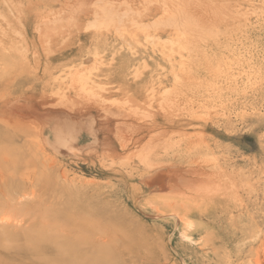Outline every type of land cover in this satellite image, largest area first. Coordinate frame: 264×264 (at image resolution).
<instances>
[{"label": "rangeland", "instance_id": "rangeland-1", "mask_svg": "<svg viewBox=\"0 0 264 264\" xmlns=\"http://www.w3.org/2000/svg\"><path fill=\"white\" fill-rule=\"evenodd\" d=\"M175 1L0 0V264H264V0Z\"/></svg>", "mask_w": 264, "mask_h": 264}, {"label": "bare ground", "instance_id": "bare-ground-1", "mask_svg": "<svg viewBox=\"0 0 264 264\" xmlns=\"http://www.w3.org/2000/svg\"><path fill=\"white\" fill-rule=\"evenodd\" d=\"M96 1H97V0H96ZM116 1H117V0H116ZM131 1H132V0H131ZM172 1H173V0H172ZM89 2H90V1H89ZM99 2H100V1H99ZM105 2H106V1H105ZM111 2H112V1H111ZM114 2H115V1H114ZM174 2H176V1L174 0ZM94 3L96 4L95 1H94ZM94 3L92 4V6L94 5V8H95V4H94ZM100 3H101V2H100ZM107 3H108V2H106V4H105L106 7H107ZM123 3H124V2H123ZM144 3H145V1H144ZM144 3H143V4H144ZM164 3H165V2H164ZM166 3H168V1H167ZM116 4H117V3H115V5H116ZM151 4H152V3H151ZM174 4H176V3H174ZM99 5H100V4H99ZM108 5H109V4H108ZM110 5H111V3H110ZM113 5H114V4H113ZM119 5H120V4H119ZM121 5H122V4H121ZM126 5H127V4H126ZM152 5H154V4H152ZM89 6H90V5H89ZM92 6H90V7L93 8ZM105 6H103V7H105ZM117 6H118V5H117ZM128 6H129V5H128ZM128 6H127V7H128ZM139 6H140V5H139ZM146 6H147V5H145L144 7H146ZM157 6H158V5H157ZM109 7H110V6H109ZM149 7H150V6H149ZM149 7H148V11H149ZM94 8H93V9H94ZM110 8H111V7H110ZM110 8H106V9H110ZM115 8H116V7H115ZM120 8H121V7H120ZM124 8H125V6H124ZM171 8H172V7H171ZM88 9H89V8H88ZM96 9H97V8H96ZM100 9H101V7H100ZM113 9H114V7H112V10H113ZM126 9H127V8H125L124 10H126ZM129 9H130V8H129ZM166 9H167V8H166ZM142 10H143V9H142ZM145 10H147V7H146ZM158 10H160V9H158ZM164 10H165V9H164ZM42 11H43V10H42ZM106 11H107V10H106ZM106 11H103V13L106 12ZM113 11H114V10H113ZM165 11H166V10H165ZM165 11H164V12H165ZM170 11H171V9H170ZM170 11H169V12H170ZM174 11H175V10H174ZM177 11H178V9H177ZM44 12H45V10H44ZM128 12H130V10H128ZM164 12H163V14H164ZM47 13H48V12H47ZM110 13H111V12H110ZM131 13H132V12H131ZM135 13H136V12H135ZM135 13H134V14H135ZM142 13H143V12H142ZM145 13H147V12H145ZM145 13H144V14H145ZM165 13H166V12H165ZM170 13H171V12H170ZM175 13H176V11H175ZM104 14H105V13H104ZM104 14H103V15H104ZM111 14H112V13H111ZM128 14H130V13H128ZM136 14H138V13H136ZM161 14H162V13H161ZM45 15H46V14H45ZM45 15H44V16H45ZM48 15H50V14L48 13ZM116 15H117V14H116ZM139 15H140V13H139ZM172 15H174V14H172ZM110 16H111V15L109 14V17H110ZM113 16H114V15H113ZM113 16H112V17H113ZM167 16H168V14H167ZM96 17H97V16H96ZM112 17H111V20H112ZM128 17H129V16H128ZM132 17H133V15H132ZM134 17H135V16H134ZM141 17H142V16H141ZM141 17H140V18H141ZM163 17H164V16H163ZM172 17H173V16H172ZM176 17H178V16H176ZM41 18H42V17H41ZM94 18H95V17H94ZM106 18H107V16H106ZM113 18H114V17H113ZM118 18H119V17H118ZM130 18H131V17H130ZM160 18H161V17H160ZM160 18H159V19H160ZM178 18H179V17H178ZM126 19H127V18H126ZM132 19H133V18H132ZM136 19H137V18H136ZM168 19H170V18H168ZM174 19H175V17H174ZM109 20H110V19H109ZM123 20H124V19H123ZM160 20H161V19H160ZM170 20H172V18H171ZM175 20H176V19H175ZM175 20H174L173 22H175ZM107 21H108V20H107ZM136 21H137V20H136ZM158 21H159V20H158ZM93 22H94V21H93ZM105 22H106V20H105ZM109 22H110V21H109ZM109 22H108V23H109ZM163 22H164V20H163ZM163 22H161V24H162ZM168 22H169V21H168ZM178 22H179V20H178ZM37 23H38V22H37ZM115 23H116V22H115ZM117 23H118V22H117ZM124 23H125V22H124ZM126 23H127V21H126ZM154 23H155V22H154ZM159 23H160V22H159ZM169 23H170V22H169ZM169 23H168V24H169ZM44 24H45V21H44ZM110 24H111V23H110ZM120 24L122 25V22H121ZM36 25H37V24H36ZM40 25H41V24H40ZM95 25H96V24H95ZM95 25H94V26H95ZM114 25H115V24H114ZM125 25H126V24H125ZM132 25H133V23H132ZM132 25H131L130 28L133 27ZM152 25H153V24H152ZM155 25H156V23H155ZM158 25H159V24H157V26H158ZM166 25H167V24H166ZM37 26H39V25H37ZM96 26H97V25H96ZM136 26H137V25H136ZM142 26H143V25H142ZM150 26H151V25H150ZM150 26H149V27H150ZM160 26H161V25H160ZM162 26H163V25H162ZM167 26H168V25H167ZM92 27H93V26H92ZM138 27H139V25H138ZM138 27H136V29H137ZM145 27H146V26H145ZM145 27H144V28H145ZM151 27H153V26H151ZM173 27H174V30H175V27H177V26H173ZM179 27H180V26H179ZM179 27H178V28H179ZM39 28H40V26H39ZM90 28H91V27H90ZM96 28H98V27H96ZM142 28H143V27H142ZM155 28L158 29L159 27H156V26H155ZM155 28H154V29H155ZM160 28H161V27H160ZM156 29H155V30H156ZM125 30H126V29H125ZM141 30H142V29H141ZM146 30H147V29H146ZM146 30H144V31H146ZM151 30H152V29H151ZM159 30H160V29H159ZM159 30H158V31H159ZM179 30H180V29H179ZM95 31H96V30H95ZM134 31H135V30H134ZM136 31H137V30H136ZM139 31H140V30H139ZM144 31H143V35H144V33H145ZM153 31H154V30H153ZM175 31H176V30H175ZM177 31H178V29H177ZM154 32H155V31H154ZM154 32H153V33H154ZM107 33H108V32H107ZM125 33H126V32H125ZM137 33H138V32H137ZM148 33H149V31H148ZM53 34H54V33H53ZM130 34H131V33H130ZM177 34H178V33H177ZM133 35H134V34H133ZM133 35H132V37H133ZM177 36H178V35H177ZM61 37H62V35H61ZM118 37H119V36H118ZM175 37H176V36H175ZM49 38H50V37H49ZM68 38H69V37H68ZM120 38H121V37H120ZM50 39H51V38H50ZM59 39H60V38H59ZM146 39L149 40L148 37H147ZM151 39H152V38H151ZM175 39H177V38H175ZM65 40H66V39H65ZM65 40H64V41H65ZM154 40H155V39H154ZM155 41H156V40H155ZM172 42H173V41H172ZM174 42H175V41H174ZM174 42H173V43H174ZM158 43L160 44L159 41L157 42V45H158ZM164 43H165V42H164ZM164 43L162 42L163 46H165ZM172 45H173V44H172ZM174 45H175V44H174ZM155 46H156V45H155ZM157 47H158V46H157ZM163 48H164V47H163ZM152 49H153V48H152ZM162 52H163V51H162ZM166 55H167V54H166ZM172 56H173V55H172ZM167 57H168V56H167ZM169 57H170V56H169ZM170 58H171V57H170ZM170 58H169V60H170ZM167 60H168V59H167ZM175 63H176V62H175ZM181 63H182V62H181ZM170 64H171V63H170ZM101 66H102V65H101ZM180 66H181V65H180ZM180 66H179V67H180ZM179 69H180V68H179ZM75 71H76V70H75ZM187 75H189V74H187ZM134 76H136V75H134ZM72 78H73V77H72ZM186 78H187V77H186ZM74 79H75V78H74ZM157 79H158V78H157ZM63 80H64V79H63ZM55 81H56V80H55ZM70 83H71V82H70ZM77 84H78V83H77ZM77 84H73V85H77ZM82 84H83V83H82ZM84 84H85V83H84ZM70 85H72V84H70ZM70 85H69V86H70ZM84 86H85V85H84ZM200 86H201V85H200ZM86 87H87V86H86ZM86 87H85V89H86ZM193 87H194V86H193ZM71 88H72V86H71ZM73 88H74V87H73ZM76 88H78V87H75V89H76ZM197 88H198V87H197ZM41 89H42V88H41ZM43 89H44V88H43ZM75 89H74V90H75ZM81 89H82V87L80 88V90H81ZM81 91H83V90H81ZM150 91H152V89H151ZM77 92H78V90H77ZM153 92H154V91H153ZM149 93H150V92H149ZM149 93H148V94H149ZM152 95H153V94H152ZM169 96H170V95H169ZM40 97H41V96H40ZM83 97H84V96H83ZM173 97H175V95H174ZM96 98H97V97H96ZM96 98H95V99H96ZM150 98H151V97H150ZM96 100H97V99H96ZM151 100H152V99H151ZM164 100H165V99H164ZM168 100H169V99H168ZM168 100H167V101H168ZM173 100H174V98H173L172 100H169V101H173ZM61 101H62V100H61ZM93 101H94V100H93ZM57 102H58V101H57ZM84 102H86V101H84ZM94 102H95V101H94ZM94 102H93V103H94ZM99 102H100V101H99ZM111 102H112V101H111ZM165 102H166V100H165ZM45 103H46V102H45ZM47 103H48V102H47ZM61 103H62V102H61ZM63 103H64V102H63ZM63 103H62V104H63ZM65 103H67V102H65ZM68 103H69V102H68ZM87 103H88V102H87ZM101 103H102V102H101ZM105 103H106V102H105ZM107 103H108V102H107ZM123 103H124V102H123ZM169 103L171 104V102H169ZM58 104H59V106H60V103H58ZM62 104H61V106H62ZM71 104H72V103H70V105H71ZM84 104H85V103H84ZM91 104H92V103H90L89 105H91ZM102 104H103V103H102ZM161 104H162V103H161ZM63 105H66V104H63ZM92 105H93V104H92ZM95 105H96V104H95ZM95 105H94V106H95ZM99 105H100V104H99ZM112 105H113V104H112ZM49 106H51V105H49ZM53 106H54V105H53ZM71 106H72V105H71ZM83 106H84V105H83ZM102 106H103V105H102ZM104 106H105V104H104ZM106 106H107V104H106ZM108 106H109V105H108ZM119 106H120V105H119ZM122 106H123V105H122ZM160 106H161V105H160ZM164 106H165V105H164ZM56 107H57V106H56ZM77 107H78V105H77ZM84 107H85V106H84ZM98 107H99V106H98ZM54 108H55V107H54ZM96 108H97V107H96ZM105 108H106V107H105ZM118 108H119V107H118ZM148 108H149V107H148ZM63 109H64V108H63ZM70 109H71V108H70ZM70 109L67 110V111H71V110H72V109H71V110H70ZM122 109H123V108H122ZM60 110H61V109H60ZM74 111H75V110H74ZM102 111L104 112V109H103ZM121 111H122V110H121ZM130 111H132V109H131ZM133 111H134V110H133ZM133 111H132V112H133ZM206 111H207V110H206ZM72 112H73V111H72ZM77 112H78V111H77ZM105 112H106V111H105ZM107 112H108V110H107ZM122 112H123V111H122ZM137 112H138V111H137ZM137 112H136V113H137ZM83 113H84V112H83ZM109 113H110V112H109ZM109 113H108V114H109ZM126 113H127V112H126ZM128 113H129V112H128ZM134 113H135V112H134ZM136 113H135L134 116H136ZM189 113H190V112H189ZM118 114H119V113H118ZM129 114H130V113H129ZM129 114H128V115H129ZM131 114H132V113H131ZM212 114H213V113H212ZM115 115H116V114H115ZM122 116H123V115H122ZM126 116H127V115H126ZM130 116H131V115H130ZM130 116H129V118H130ZM134 116H133V117H134ZM139 116H140V115H139ZM139 116H138V117H139ZM158 116H159V115H158ZM189 116H190V115H189ZM193 116H195V115H193ZM107 117H108V116H107ZM117 117H118V115H117ZM119 117H120V115H119ZM124 117H125V116H124ZM217 117H218V116H217ZM223 117H224V116H223ZM126 118H127V117H126ZM126 118H125V119H126ZM136 118H137V117H136ZM142 118H143V117H142ZM208 118H209V117H208ZM97 119H98V118H97ZM104 119H105V118H104ZM106 119H107V118H106ZM133 119H134V118H133ZM143 119H144V118H143ZM145 119H146V117H145ZM71 120H72V119H71ZM139 120H140V119H139ZM146 120H147V119H146ZM140 121H141V120H140ZM143 121H144V120H143ZM143 121H142V122H143ZM152 121H153V120H152ZM62 122H63V121H62ZM94 122H95V121H94ZM105 122H106V121H105ZM149 122H150V121H149ZM102 123H104V121H103ZM119 123H120V122H119ZM121 123H122V122H121ZM127 123H128V122H127ZM129 123H130V122H129ZM56 124H57V123H56ZM123 124H124V123H123ZM123 124H122V125H123ZM142 124H143V123H142ZM151 124H153V123H151ZM124 125H125V124H124ZM140 125H141V124H140ZM56 126H57V125H56ZM60 126H61V125H60ZM62 126H63V125H62ZM108 126H109V125H108ZM132 126H133V125H132ZM54 127H55V126H54ZM114 127H116V126H114ZM121 127H122V126H121ZM126 127H127V126H126ZM126 127H125V128H126ZM134 127H135V126H133V128H134ZM138 127H139V126H138ZM55 128H57V127H55ZM98 128H100V127H98ZM57 129H58V128H57ZM157 129H158V128H157ZM61 130H62V129H61ZM102 130H104V129H102ZM132 130H133V129H132ZM134 130L137 131L138 129H135V128H134ZM107 131H108V130H107ZM39 132H40V131H39ZM115 132H116V130H115ZM139 132H140V131H139ZM154 132H155V131H154ZM158 132H159V131H158ZM117 133H118V132H117ZM117 133H116V134H117ZM119 133H120V132H119ZM123 133H124V132H123ZM132 133H133V132H132ZM135 133H136V132H134V134H135ZM152 133H153V132H152ZM156 133H157V131H156ZM160 133H161V132H160ZM195 133H196V132H195ZM38 134H39V133H38ZM139 134H140V133H139ZM142 134H143V133H142ZM142 134H141V135H142ZM158 134H159V133H158ZM158 134L155 135V136L157 137ZM174 134H175V132H174ZM185 134H186V133H185ZM39 135H40V134H39ZM117 135H118V134H117ZM132 135H133V134H132ZM132 135H131V136H132ZM135 135H136V134H135ZM145 135H147V133H146ZM162 135L165 136V133H163ZM118 136H119V135H118ZM121 136H122V135H121ZM123 136H124V135H123ZM169 136L171 137V135H169ZM169 136H168V137H169ZM172 136H173V135H172ZM182 136H183V135H182ZM196 136H197V135H196ZM142 137H143V136H142ZM142 137H141V138H142ZM150 137H151V136H150ZM158 137H159V136H158ZM161 137H162V136H160V138H161ZM168 137H167V138H168ZM40 138H41V137H40ZM136 138H138V137H136ZM136 138H134V139H136ZM143 138H144V137H143ZM162 138H163V137H162ZM173 138H174V137H173ZM197 138H198V137H197ZM139 139H140V138H139ZM139 139H138V140H139ZM150 139H151V138H150ZM195 139H196V138H195ZM36 140H37V139H36ZM106 140H107V138H106ZM119 140H120V139H119ZM122 140H123V139H122ZM155 140H156V139H155ZM177 140H178V139H177ZM196 140H197V139H196ZM196 140H195V141H196ZM126 141H127V140H126ZM135 141H136V140H135ZM203 141H204V140H203ZM37 142H38V141H37ZM40 142H41V141H40ZM133 142H134V141H133ZM136 142H137V141H136ZM144 142H146V141H144ZM155 142H156V141H155ZM158 142H159V141H158ZM171 142H172V141H171ZM197 142H198V140H197ZM48 143H49V142H48ZM129 143H130V141H129ZM142 143H143V141H142ZM125 144H126V143H125ZM133 144H134V143H133ZM136 144H137V143H136ZM136 144H134V145H136ZM138 144H140V143H138ZM147 144H148V142H147ZM164 144H165V143H164ZM196 144H197V143H196ZM106 145H107V144H106ZM122 145H124V144H122ZM126 145H128V143H127ZM156 145L158 146V144H156ZM191 145H193V143H192ZM110 146H111V145H110ZM119 146H121V145H119ZM124 146H125V145H124ZM124 146H123V147H124ZM131 146H132V145H131ZM140 146H141V144H140ZM153 146H154V145H153ZM157 146H156V148L159 147V146H158V147H157ZM175 146H176V145H175ZM194 146H195V145H194ZM194 146H193V148H194ZM204 146H205V145H204ZM206 146H207V145H206ZM43 147H44V145H43ZM154 147H155V146H154ZM154 147H153V149H154ZM120 148H121V147H120ZM129 148H130V147H129ZM149 148H150V147H149ZM149 148H148V149H149ZM156 148H155V149H156ZM164 148H165V147H164ZM172 148H173V146H172ZM189 148H191V146L189 147V145H188V146H187V150H188ZM195 148H196V147H195ZM205 148H206V147H205ZM207 148H208V147H207ZM41 149H42V148H41ZM125 149H126V148H125ZM131 149H132V148H131ZM135 149H136V148H135ZM178 149H179V146H178ZM180 149H181V148H180ZM216 149H217V148H216ZM162 150H163V149H162ZM187 150H186V151H187ZM152 151H153V150H151L150 152H152ZM165 151H166V150H165ZM204 151H205V150H204ZM112 152H113V151H112ZM131 152H132V150H131ZM131 152H130V153H131ZM148 152H149V150H148ZM166 152H167V151H166ZM172 152H174V151H172ZM182 152L184 153L183 148H182ZM188 152H189V151H188ZM193 152H194V151H193ZM193 152H192V153H193ZM207 152H208V151H207ZM41 153H42V152H41ZM127 153H128V151H127ZM161 153H162V152H161ZM167 153H169V152H167ZM183 153H182V154H183ZM42 154H43V153H42ZM134 154H135V153H134ZM134 154H132V155H134ZM150 154H152V153H150ZM154 154H155V153H154ZM157 154H159V153H157ZM178 154H180V153H178ZM201 154H202V153H201ZM216 154H217V153H216ZM101 155H102V154H101ZM129 155H130V154H129ZM152 155H153V154H152ZM155 155H156V154H155ZM155 155H154V158L157 157V156L155 157ZM165 155H166V154H165ZM188 155H189V154H188ZM190 155H191V154H190ZM193 155H194V154H193ZM207 155H208V154H207ZM4 156H6V155H4ZM105 156H106V155H105ZM150 156H151V155H150ZM183 156H184V155H183ZM191 156H192V155H191ZM202 156L205 157L204 155H202ZM202 156H201V157H202ZM15 157H16V156H15ZM108 157H109V156H108ZM144 157H145V156H144ZM163 157H165V156H163ZM187 157H188V156H187ZM209 157H210V156H209ZM211 157H212V156H211ZM2 158H3V156H2ZM5 158L8 159V158H9V154H8V157H5ZM5 158H4V159H5ZM52 158H53V157H51V160H52ZM141 158H142V157H141ZM141 158H140V159H141ZM149 158H150V157H149ZM159 158H162V156L160 155ZM170 158H171V157H170ZM189 158H190V157H189ZM146 159H147V158H146ZM164 159H165V158H164ZM166 159H167V158H166ZM166 159H165V160H166ZM187 159H188V158H187ZM191 159H192V158H191ZM210 159H211V158H210ZM5 160H6V159H5ZM9 160H10V159H9ZM54 160H55V159H54ZM154 160H155V159H154ZM183 160H184V159H183ZM185 160H186V159H185ZM7 161H8V160H7ZM52 161H53V160H52ZM141 161H143V160H141ZM169 161L171 162V161H174V160H169ZM177 161H179V160H177ZM177 161H176V162H177ZM186 161H187V160H186ZM189 161H190V160H189ZM212 161H213V160H212ZM139 162H140V161H139ZM152 162H153V161H152ZM180 162H181V160H180ZM205 162H206V161H205ZM205 162H204V163H205ZM161 163H162V162H161ZM164 163H165V162H164ZM182 163H183V162H182ZM184 163H185V162H184ZM192 163H193V162H191V164H192ZM194 163H195V162H194ZM194 163H193V164H194ZM202 163H203V162H202ZM202 163H201V164H202ZM149 164H150V162H149ZM159 164H160V162H159ZM162 164H163V163H162ZM169 164H170V163H169ZM169 164H168V165H169ZM185 164H187V163H185ZM185 164H184V165H185ZM188 164H189V163H188ZM188 164H187V166L190 165V164H189V165H188ZM201 164H200V165H201ZM211 164H212V163H211ZM222 164H223V163H222ZM100 165H101V163H100ZM164 165L166 166V164H164ZM164 165H163V166H164ZM173 165H174V162H173ZM177 165H179V164L177 163ZM209 165H210V164H209ZM212 165H213V164H212ZM165 166H164V167H165ZM180 166H181V165H180ZM187 166H186V167H187ZM192 166H193V165H192ZM196 166H197V165H196ZM152 167H153V166H152ZM173 167H175V165L172 166V169H173ZM176 167H177V166H176ZM189 167H191V166H189ZM194 167H195V166H194ZM200 167H202V166H200ZM208 167H209V166H208ZM212 167H213V166H212ZM214 167H215V166H214ZM216 167H217V166H216ZM177 168H179V166H178ZM180 168H181V167H180ZM184 168H185V166H184ZM191 168H192V167H191ZM195 168H196V167H195ZM168 169H169V168H168ZM174 169H175V168H174ZM174 169H173V170H174ZM185 169H186V168H185ZM185 169H184V171H185ZM187 169H188V167H187ZM187 169H186V170H187ZM193 169H194V168H193ZM196 169H199V168H196ZM211 169H212V168H211ZM175 170H176V169H175ZM177 170H178V169H177ZM180 170H182V169H180ZM202 170H203V169H202ZM204 170H205V169H204ZM206 170H207V168H206ZM216 170H217V169H216ZM219 170H220V171L222 170L221 167H220ZM193 171H194V170H193ZM188 172H190V171H188ZM196 172H197V171H196ZM196 172H195V173H194V172L192 173V170H191V173H192V174H196ZM198 172H199V171H198ZM217 172H218V171H217ZM179 173H180V171H179ZM181 173L186 175L187 172H185V173H184V172H181ZM191 173H190V174H191ZM210 173H211V172H210ZM63 174H64V173H63ZM197 174H198V173H197ZM201 175H202V173H201ZM205 175H206V174H205ZM214 175H215V174H214ZM225 175H226V174H225ZM64 176H65V175H64ZM192 176H193V175H192ZM195 176L197 177V175H195ZM198 176H200V173H199ZM186 177H187V176H186ZM186 177H185V179H186ZM211 177H212V176H211ZM62 178H63V177H62ZM227 178H228V177H227ZM182 179L185 180L184 178H182ZM187 179H188V178H187ZM195 179H197V178H195ZM209 179H210V178H209ZM221 179L223 180V178H221ZM228 179H229V178H228ZM14 180H15V179H14ZM78 180H79V179H78ZM78 180H76V181H78ZM206 180H207V179H206ZM85 181H86V180H85ZM89 181H90V180H89ZM89 181H87V182L89 183ZM94 181H95V180H94ZM169 181H170V180H169ZM216 181H217V179H216ZM218 181H219V179H218ZM223 181H224V180H223ZM72 182H73V181H72ZM179 182H180V180H179ZM184 182H185V181H184ZM197 182L200 183V181H197ZM220 182H221V181H220ZM220 182H219V183H220ZM225 182H226V181H225ZM228 182H229V181H228ZM83 183H84V182H83ZM203 183H204V182H203ZM72 184H73V183H72ZM91 184H92V183H91ZM187 184H188V183H187ZM187 184H186V185H187ZM189 184H190V183H189ZM201 184H202V183H201ZM209 184H210V183H209ZM239 184H240V183H239ZM241 184H242V183H241ZM99 185H100V184H99ZM137 185H138V184H137ZM204 185L206 186L205 183H204ZM212 185H213V183H212ZM222 185H223V184H222ZM222 185H221V187H222ZM193 186H194V184H193ZM200 186H201V188H202V185H200ZM207 186H208V185H207ZM217 186H219V185H217ZM5 187H6V186H4L3 188H5ZM182 187H183V186H182ZM210 187H213V186H210ZM219 187H220V186H219ZM101 188H102V187H101ZM197 188H198V187H197ZM201 188H199V190H200ZM208 188H209V187H208ZM208 188H207V189H208ZM222 188H225V184H224V187H222ZM222 188H221V189H222ZM226 188H227V187H226ZM232 188H233V187H232ZM6 189L8 190V188H6ZM184 189H186V188H184ZM189 189H190V188H189ZM191 189H192V188H191ZM207 189H206V190H207ZM211 189H212V188H211ZM211 189H210V190H211ZM218 189H219V188H218ZM230 189H231V188H230ZM186 190H188V189H186ZM193 190H194V189H193ZM201 190H202V189H201ZM206 190H205V191H206ZM210 190H209V191H210ZM224 190H225V189H224ZM175 191H176V190H175ZM194 191H195V190H194ZM225 191H226V190H225ZM231 191L233 192V190H231ZM203 192H204V191H203ZM211 192H212V191H211ZM213 192H214V191H213ZM215 192H216V191H215ZM228 192H229V190H228ZM181 193H182V192H181ZM187 193H188V192H187ZM194 193H195V192H194ZM173 194H174V193H173ZM177 194H178V193H177ZM177 194H175V196H173V197H176ZM220 194H221V193H220ZM220 194H219V195H220ZM229 194H230V193H229ZM10 195H11V194H8V197H9ZM24 195H25V194H24ZM168 195H169V194H168ZM178 195H180V194H178ZM204 195H205V193H204ZM209 195H210V194H209ZM209 195H207V196H209ZM169 196H170V195H169ZM171 196H172V195H171ZM213 196H214V194H213ZM178 197H179V196H178ZM180 197H181V196H180ZM182 197H183V195H182ZM198 197H199V196H198ZM214 197H215V196H214ZM195 198H196V197H195ZM219 198H220V197H219ZM187 199L190 200V198H188V197H187ZM192 199H194V198L192 197ZM167 200H168V199H167ZM200 200H201V199H200ZM230 200H231V199H230ZM161 201H162V200H161ZM239 201H242V200H239ZM175 203H176V202H175ZM181 203H182V202H181ZM241 204H242V203H241ZM172 206H173V205H172ZM175 207H176V206H175ZM180 211H181V210H180ZM189 213H190V212H189ZM185 215H186V214H185ZM184 218H185V217H184ZM184 218L181 217L180 219H184ZM5 219H6V218H5ZM8 223H9V222H8ZM185 223H186V221H185ZM61 224H62V223H61ZM61 224H60V225H61ZM18 225H19V224H18ZM63 225H64V224H63ZM73 227H74V226H73ZM71 228H72V227H71ZM82 230H83V229H82ZM63 232H64L63 230H59L58 232H55V231L53 232V231H51V232H50L51 235H49L48 233H46L47 235H44V236L42 235V236H41L40 242H42V241H44V240H48V241H50L49 243H50L52 246H55V247L58 249V256L61 257L62 260H65V257H66L67 259H68V257L70 258V260H65V262L68 261L69 264H98V262H99V258H98V256H99V255H98V250H99V248H98V246H99V245L96 244V242H97V241H95L96 239L94 240L93 238H89V239L86 240V242H83V241H80V240L78 239L77 236L74 237L72 234L68 233L67 230H66V233H63ZM75 232H77V231H75ZM78 234H79V233H78ZM258 234H259V233H258ZM70 236H71V237H70ZM70 238H71V239H70ZM94 238H95V237H94ZM53 240H54V241H53ZM263 240H264V239H263ZM59 241H60L61 243L58 244ZM67 242H68L69 244H67ZM262 242H263V241H262ZM67 245H68L69 248H71V249H68V248H67ZM263 250H264V249H263ZM262 254H263V253H262ZM257 255H258V254H256V257H257ZM257 258H258V257H257ZM257 258H255V260H257ZM257 264H258V262H257Z\"/></svg>", "mask_w": 264, "mask_h": 264}]
</instances>
